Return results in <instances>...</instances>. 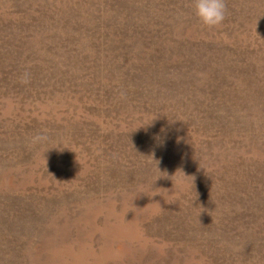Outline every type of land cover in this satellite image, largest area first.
Segmentation results:
<instances>
[{"label":"rangeland","instance_id":"374dc122","mask_svg":"<svg viewBox=\"0 0 264 264\" xmlns=\"http://www.w3.org/2000/svg\"><path fill=\"white\" fill-rule=\"evenodd\" d=\"M225 4L0 0V264H264V0Z\"/></svg>","mask_w":264,"mask_h":264},{"label":"clouds","instance_id":"9594fccd","mask_svg":"<svg viewBox=\"0 0 264 264\" xmlns=\"http://www.w3.org/2000/svg\"><path fill=\"white\" fill-rule=\"evenodd\" d=\"M195 15L199 18L203 25L212 28L216 27L224 21L226 17L225 0H194ZM22 83H28V73L26 72L21 80ZM47 136L43 133L36 134L32 137L31 143L46 142Z\"/></svg>","mask_w":264,"mask_h":264}]
</instances>
